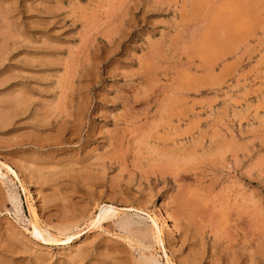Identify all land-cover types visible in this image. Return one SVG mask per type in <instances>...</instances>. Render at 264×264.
<instances>
[{
  "label": "rangeland",
  "instance_id": "rangeland-1",
  "mask_svg": "<svg viewBox=\"0 0 264 264\" xmlns=\"http://www.w3.org/2000/svg\"><path fill=\"white\" fill-rule=\"evenodd\" d=\"M0 162V264H264V0H0Z\"/></svg>",
  "mask_w": 264,
  "mask_h": 264
},
{
  "label": "bare ground",
  "instance_id": "bare-ground-1",
  "mask_svg": "<svg viewBox=\"0 0 264 264\" xmlns=\"http://www.w3.org/2000/svg\"><path fill=\"white\" fill-rule=\"evenodd\" d=\"M3 14V13H2ZM4 167H5V169H6V172L8 173V174H12V175H14L15 176V178H17V179H19V175L17 174V172L12 168V167H10V166H8V165H2V163L0 162V173H2L3 174V169H4ZM196 203H194L193 205H189V207L191 206V207H194V208H196ZM190 207V208H191ZM200 209V208H199ZM35 210V209H34ZM204 211V210H203ZM115 212H117V209L116 208H114L113 206H105L104 208H102V210H101V215L98 217V219L95 221L94 220V222H92V223H101V222H103V221H106V220H108V219H110V218H112L113 216H114V214H115ZM34 213H35V211H34ZM194 213V212H193ZM180 214V213H179ZM182 214V213H181ZM185 214V213H184ZM35 215V214H34ZM39 219V218H38ZM39 221V220H38ZM154 222V224L153 225H155L156 226V228L158 229V232H159V226H158V224H157V222L154 220L153 221ZM152 222V223H153ZM164 223H165V221H164ZM33 227H34V233L35 234H39L40 236H42L43 235V229H42V227L39 225V223H37V224H34L33 225ZM160 234H161V232H159V238H158V242L162 245V239L160 238L161 236H160ZM68 238V237H67ZM66 242V241H65ZM64 242V243H65Z\"/></svg>",
  "mask_w": 264,
  "mask_h": 264
}]
</instances>
